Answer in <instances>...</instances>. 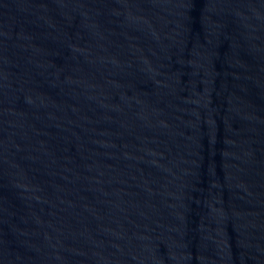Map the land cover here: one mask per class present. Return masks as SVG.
Segmentation results:
<instances>
[{"label": "water", "instance_id": "1", "mask_svg": "<svg viewBox=\"0 0 264 264\" xmlns=\"http://www.w3.org/2000/svg\"><path fill=\"white\" fill-rule=\"evenodd\" d=\"M0 264H264V0H0Z\"/></svg>", "mask_w": 264, "mask_h": 264}]
</instances>
